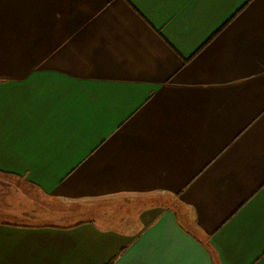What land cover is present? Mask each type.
Returning a JSON list of instances; mask_svg holds the SVG:
<instances>
[{"label":"crops","instance_id":"0c3cea01","mask_svg":"<svg viewBox=\"0 0 264 264\" xmlns=\"http://www.w3.org/2000/svg\"><path fill=\"white\" fill-rule=\"evenodd\" d=\"M0 264H264V0H0Z\"/></svg>","mask_w":264,"mask_h":264},{"label":"rangeland","instance_id":"374dc122","mask_svg":"<svg viewBox=\"0 0 264 264\" xmlns=\"http://www.w3.org/2000/svg\"><path fill=\"white\" fill-rule=\"evenodd\" d=\"M83 216H75L73 217L72 219H67L66 221H56L55 223H59V224H66L67 222L70 223V222H75V221H78L80 219H82Z\"/></svg>","mask_w":264,"mask_h":264}]
</instances>
